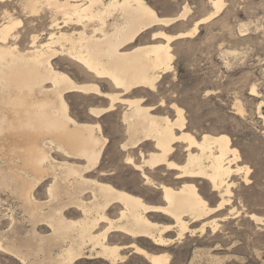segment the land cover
<instances>
[{"label": "bare ground", "instance_id": "obj_1", "mask_svg": "<svg viewBox=\"0 0 264 264\" xmlns=\"http://www.w3.org/2000/svg\"><path fill=\"white\" fill-rule=\"evenodd\" d=\"M25 2L31 15L30 42L20 49L22 21L11 0H0V134L16 137L9 147L17 161L14 165L10 160V177L21 180L15 190L31 206L33 225L46 222L51 239L67 245L60 258L65 263L81 259L87 250L116 263L123 259L121 251L130 248L149 264H170L168 254L150 253L139 243L151 241L161 252L171 241L168 236L182 237L191 225L220 210L224 193L230 195L235 183L228 180L241 171L240 156L227 135H193L182 108L169 107L165 100L148 105L146 95L157 92L173 69L171 43L195 35L200 24L221 12L223 0H212L214 14L198 21L191 32L176 35L165 29L186 19L187 6L166 18L145 0ZM58 59L77 65L88 82L77 83L60 71ZM101 83L109 85V93ZM67 93L105 101V107L90 109L96 124L72 117ZM114 112L120 113L126 136L117 155L132 173L133 186L116 180L119 169L98 171L109 143L98 121ZM54 147L77 163L54 162ZM28 170L32 179L22 173ZM47 177H52L48 210L37 212L33 191ZM199 181L209 182L221 195L217 207L204 199ZM113 234L128 245L111 243Z\"/></svg>", "mask_w": 264, "mask_h": 264}, {"label": "rangeland", "instance_id": "obj_2", "mask_svg": "<svg viewBox=\"0 0 264 264\" xmlns=\"http://www.w3.org/2000/svg\"><path fill=\"white\" fill-rule=\"evenodd\" d=\"M145 1L166 18L177 16L185 6L189 8L186 19L165 29L170 35L191 32L198 21L216 12L212 0ZM11 2L16 17L22 21L17 45L20 49L27 48L31 15L24 7L25 0ZM223 3L221 12L200 24L195 35L171 43L173 69L163 76L157 92L146 95L148 105L165 100L169 107L176 104L182 108L188 132L193 135H227L240 156L237 165L241 171L228 180L235 183L230 195L224 193L226 202L221 211L216 210L205 220L191 225V230L182 237L178 233L168 236L171 241L166 248H160L161 252H156L159 247L151 241L139 243L150 253L168 254L170 264H264V0H223ZM55 64L77 83L88 82L83 70L74 63L58 59ZM101 87L103 92H110L107 83H101ZM65 100L72 117L84 124H96L91 120V108L106 106L105 101L93 95L67 93ZM119 114H107L98 121L109 141L98 171L119 169L116 180L131 186L133 175L117 155L119 141L126 138ZM174 115L171 110L170 117ZM7 135L0 134V264H69L60 260L67 245H60L53 238L52 242L53 231L46 222L33 225L31 206L15 190L21 180L10 177L13 168L9 169L17 161L9 147L16 137ZM58 150L54 147L50 152L54 162L77 163ZM28 171L22 173L32 179L33 174ZM51 182L52 177H47L33 191L37 212L48 210L45 204L49 201ZM198 185L211 208L222 202L221 195L213 191L209 182L199 181ZM204 222L207 226L203 230ZM114 235L111 243L128 245ZM89 252L72 264H149L130 248L121 251L123 259L116 263Z\"/></svg>", "mask_w": 264, "mask_h": 264}]
</instances>
